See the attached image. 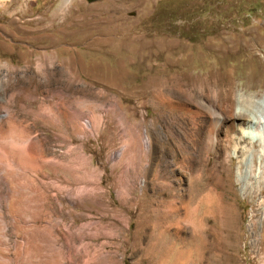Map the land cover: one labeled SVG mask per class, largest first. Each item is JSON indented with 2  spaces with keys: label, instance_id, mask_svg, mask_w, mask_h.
<instances>
[{
  "label": "rangeland",
  "instance_id": "374dc122",
  "mask_svg": "<svg viewBox=\"0 0 264 264\" xmlns=\"http://www.w3.org/2000/svg\"><path fill=\"white\" fill-rule=\"evenodd\" d=\"M37 36L40 38L34 40ZM97 40L101 42L96 43ZM141 40L148 45L144 51L148 58L144 62L138 61ZM70 59L72 71L67 67ZM210 73L231 80L230 87L237 98L250 95L263 100L264 0H72L70 4L66 0H0V99L13 93V112L32 135L46 142L48 156L58 154L67 159L69 147L76 149L85 142L86 154L91 156L93 165L105 170L109 178L104 184L109 193L106 199L98 197L95 204L91 200L83 204L68 194L62 195V200L66 207H79L80 225L96 222L107 227L112 235L122 236L101 238L97 243L109 242L107 251H117L124 264H164L159 251L173 243L174 254L167 264H177L179 250L187 252L180 259L181 264H201L204 260L201 255L207 257L212 248L218 256L222 255L228 240L211 232L210 227L219 220L216 214H207L204 206L194 217L202 223L205 245L200 237L185 245L163 238L162 232L167 228L173 232L178 219L186 216L185 210L162 215L161 209L171 201L180 202L178 192L157 186L173 169L158 182L133 176L135 190L124 201L126 204L117 197L114 187L117 173L114 175L112 170L114 159L125 148L129 158L137 159L135 143L137 130L141 129L137 124L141 119L137 90L141 84L150 77H174L175 82L190 86L193 93L201 95L193 81ZM107 80H112L110 85H103ZM223 93L220 89L216 97ZM63 97L76 110L84 111L86 117L83 115L80 122L86 125L89 118L98 120L113 109L106 118L107 132L93 134L90 141H85L73 135L70 126L49 124L41 117V111L46 107L56 111ZM149 106L148 122L152 124L159 109L152 103ZM236 107V111L240 110ZM119 110L128 117L126 128L121 130ZM155 124L161 137L168 141L162 120ZM258 157L254 154V174L260 167ZM230 164L235 213L229 222L234 233L230 241L233 250L229 253L234 264H264V190L263 194H243L238 182L240 158L235 156ZM211 165L209 161L206 169ZM211 176L210 171L204 184L214 181L215 176ZM207 188L202 186L192 192L195 196L192 205ZM182 189L185 196L190 193L186 178ZM118 212L124 214L129 226L116 219ZM192 230L184 224L182 233L190 236Z\"/></svg>",
  "mask_w": 264,
  "mask_h": 264
},
{
  "label": "bare ground",
  "instance_id": "6f19581e",
  "mask_svg": "<svg viewBox=\"0 0 264 264\" xmlns=\"http://www.w3.org/2000/svg\"><path fill=\"white\" fill-rule=\"evenodd\" d=\"M39 38L37 36L33 39ZM141 43L138 61L144 62L148 58L147 52H144L148 45L143 40ZM72 62L73 59H70L67 66L70 71ZM173 78L150 77L138 87V108L141 111V119L137 123L141 129L137 130V138L135 137V150L138 155L137 159L129 158L125 148L114 159L112 170L114 175L117 173L115 191L117 197L126 204L124 201L134 189L133 176L136 179L141 177L146 181L152 179L158 182L160 178L164 179L163 175L173 169L171 173L168 172L170 174L164 181L158 182L157 186L162 190L166 188L178 192L180 202L171 201L161 209L162 215H172L185 210L186 216L178 219L173 232H169L168 226H165L167 230L162 232L163 238L167 237L171 241L175 240L185 245L200 237L205 245L202 223L194 217L204 206L207 214H216V220H219L210 227L211 232L228 241L221 250V256H218L219 253L216 254L214 248L208 250L207 257L201 255V252L199 255L204 259L201 264H234L233 255L229 253L233 248L230 241L234 234L229 222L235 213L233 203L235 189L230 163L235 156L240 158L241 165L238 168L241 174L238 182L242 184L243 194L248 192L263 194L264 97L263 100H255L250 95H241L237 98L233 92L234 88L230 87L231 80L220 79L213 73L198 79L194 77L196 81H193L195 83L193 86H197L201 95L193 93L190 86L177 83ZM112 80L105 81L103 85L109 86ZM220 89L224 93L218 98L216 95ZM12 94L0 99V264H124L123 257L119 258L117 251L116 253L107 251L109 242L97 243L101 238L122 236L114 233L112 235L107 227L99 226L96 222L80 225L79 207L75 205L72 208L66 207L62 200L64 194L76 196L74 199L77 198L83 204L87 200L95 204L98 197L106 199L108 190L104 184L109 178L105 170L93 165L91 156L86 154L85 142L76 149L69 147L65 153L67 159L58 154L50 153L48 156L44 145L46 142L36 138L35 134L32 135L30 128L13 112ZM150 103L159 109L157 113L155 112L156 118L152 124L148 122L147 112ZM236 106H239L240 110L236 111ZM46 108L40 115L45 117L49 124L70 126L73 135H79L85 141H90L91 135L100 134L108 129L106 118L113 110L107 111V116H102L98 120L89 118L86 125L80 122L85 115L84 111L76 110V107L74 108L64 97L56 111L52 110V107L51 110ZM117 116L119 129L126 128L124 124L128 121L127 114L120 111ZM159 119L162 120L163 134L168 141L162 138L156 129L155 123ZM68 139L71 140L70 137ZM127 143L129 146L130 143ZM256 146L259 149H256ZM254 154L259 156L260 167L257 174L253 171ZM209 161L212 165L206 169ZM210 171L215 176L214 181L204 184L205 177ZM185 178L190 192L186 196L182 189ZM202 186L208 187L205 194L192 205L194 200L192 198L195 197L192 192L201 189ZM106 204L110 207L108 201ZM116 216L123 226H129L124 214L118 212ZM184 224L192 227L193 233L190 236L182 233ZM120 246L123 251L124 242ZM174 249L173 243L159 251L162 263H168ZM186 254L185 250L184 252L179 250L180 257L176 263L181 264L180 259Z\"/></svg>",
  "mask_w": 264,
  "mask_h": 264
},
{
  "label": "built area",
  "instance_id": "2783aa9c",
  "mask_svg": "<svg viewBox=\"0 0 264 264\" xmlns=\"http://www.w3.org/2000/svg\"><path fill=\"white\" fill-rule=\"evenodd\" d=\"M72 2V0H66L67 4H70Z\"/></svg>",
  "mask_w": 264,
  "mask_h": 264
},
{
  "label": "water",
  "instance_id": "95a60500",
  "mask_svg": "<svg viewBox=\"0 0 264 264\" xmlns=\"http://www.w3.org/2000/svg\"><path fill=\"white\" fill-rule=\"evenodd\" d=\"M89 1H95V0H89Z\"/></svg>",
  "mask_w": 264,
  "mask_h": 264
}]
</instances>
